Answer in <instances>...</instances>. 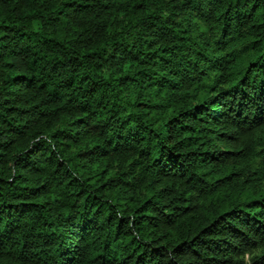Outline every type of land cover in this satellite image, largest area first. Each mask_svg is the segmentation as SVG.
I'll return each instance as SVG.
<instances>
[{
    "label": "trees",
    "instance_id": "obj_1",
    "mask_svg": "<svg viewBox=\"0 0 264 264\" xmlns=\"http://www.w3.org/2000/svg\"><path fill=\"white\" fill-rule=\"evenodd\" d=\"M0 264H264V0H0Z\"/></svg>",
    "mask_w": 264,
    "mask_h": 264
}]
</instances>
